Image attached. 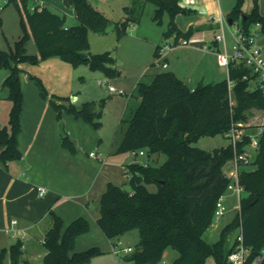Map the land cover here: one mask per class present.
<instances>
[{
	"label": "trees",
	"instance_id": "1",
	"mask_svg": "<svg viewBox=\"0 0 264 264\" xmlns=\"http://www.w3.org/2000/svg\"><path fill=\"white\" fill-rule=\"evenodd\" d=\"M179 1L132 0V5L125 8V13L131 17L112 22L93 6L92 0H65L67 5L75 8L77 19V24L67 26L66 14L49 5L35 0H8L20 14L23 33L9 52L0 51V69L10 70L4 87L8 89V99L12 103L8 125L0 128V164L7 166L22 157L18 144L24 105L20 64L36 65L48 58L59 57L73 66L89 65L111 77L117 74L113 68L116 63L113 51L91 54L89 32L105 35L112 27L119 40L132 24L140 21L146 4L153 3L157 6L155 19L168 13V30L164 35L174 37V45H178L193 35L192 28L183 32L175 22L178 14L191 13L181 8ZM245 2L237 0L228 19L233 23L240 21L237 26L245 35H249L251 27L257 23L264 32V17L256 7L252 13H245ZM2 24L0 16V27ZM31 38L37 45L38 54L27 53L26 45ZM245 76H248L247 80ZM30 78L39 86L41 95L48 98L41 79ZM254 78L243 63H233L227 79L199 84L194 89L170 71L156 74L150 84H138L140 104L129 120L119 124L118 132H122V137L116 153L147 150L149 158L164 154L166 161L161 165L155 164L158 159L126 165L130 189L108 183L100 199L97 220L98 227L113 244L133 230L139 232L140 242L127 256L129 262L158 264L165 251L172 249L178 256L168 264H207L210 257L216 264H230L229 256L240 245L238 238L241 237V244L249 250L245 264H254L259 257L262 260L258 264H264V126L253 162L255 169L240 170L247 164H239V182L246 195L241 197L236 217L214 243L208 241L206 234L215 222L218 201L228 191L231 179L225 168L234 160L235 151L231 144L211 151L194 146L202 137L226 136L233 124L247 120V113L252 109L264 111V94L252 85ZM230 81L233 82L231 90ZM49 102L59 119L66 112L95 128L101 124L106 105L105 100H100L78 108L69 98L62 97H51ZM250 143V137L244 135L237 152H246ZM62 147L72 154L76 152L75 143L67 133L63 136ZM151 185L156 187L155 192L148 189ZM51 220L44 240L46 255L42 264H89L102 254L97 247L74 252L77 238L90 230L86 219L78 218L65 229L63 220L55 213H51ZM234 229H238L239 234L231 245L229 236ZM23 256V243L19 240L1 250L0 264H32Z\"/></svg>",
	"mask_w": 264,
	"mask_h": 264
},
{
	"label": "crops",
	"instance_id": "2",
	"mask_svg": "<svg viewBox=\"0 0 264 264\" xmlns=\"http://www.w3.org/2000/svg\"><path fill=\"white\" fill-rule=\"evenodd\" d=\"M35 1L58 9L66 16H71L76 20L73 25L77 24L75 8L67 5L65 0ZM148 4L154 5L155 10L157 9L153 3H147L145 9ZM232 4V0L229 2L226 0H180V7L190 10L191 13L178 14L175 22L183 32L192 28L193 35L187 45H177L170 50L164 58L167 66L163 69H170V72L192 89L199 84H212L205 82L208 78H216L215 71L218 63L215 53L223 49V44L216 42V36L222 32L225 34L224 23L229 20H226L225 16L229 8L233 6ZM126 7L128 5L121 3L114 11L119 9L120 12L125 13ZM101 12L104 14L103 11ZM123 20L124 16L116 22ZM170 39L172 41L170 44H174V37ZM256 43L264 47V38L261 40L257 38ZM158 47L161 45H157L156 49ZM25 64L19 65L23 71L22 79L30 78V76L40 78L28 71ZM162 64L160 65L163 66ZM160 72L154 73L148 82L143 81L146 77L144 75L138 84L140 82L150 84L154 76ZM8 100V92L0 97V128L7 126L9 122L12 104H7ZM34 103L31 110L26 107V103L23 105L22 128L18 137L21 159L9 162L7 166L0 164V252L20 240L23 243V259L32 264H42L46 255L44 240L52 225L51 213H55L63 220L64 229L78 218H84L89 222L90 230L76 240L74 249L76 252L97 247L102 254L94 257L92 261L104 259L101 257L105 255L111 258L114 255V244L97 225L100 216V199L108 183H112L115 178L116 171L112 167L129 164L125 165L124 159L121 158H112L111 161L109 158L102 157L101 154L91 156L93 152L84 156L80 152L79 145L77 146L79 139L74 130L79 127L85 132H90L93 126L83 119H76L67 114L69 117L66 121L67 134L76 146V152L72 154L62 147V139H59L54 129L53 114H47L51 116L48 128L43 127L41 123L42 107H48V104H43V101L39 100ZM153 159L159 160V157L153 156ZM39 188L46 190L42 197L38 195ZM220 228L219 224L214 223L208 230L207 237L212 229L215 231ZM40 245L43 246L42 249ZM34 257L41 259L42 262L35 263L32 261ZM176 258L177 256L172 260ZM92 261L89 264H92Z\"/></svg>",
	"mask_w": 264,
	"mask_h": 264
},
{
	"label": "rangeland",
	"instance_id": "3",
	"mask_svg": "<svg viewBox=\"0 0 264 264\" xmlns=\"http://www.w3.org/2000/svg\"><path fill=\"white\" fill-rule=\"evenodd\" d=\"M229 2V0H226ZM231 1V0H230ZM121 3H125L128 6L132 5V0H92L94 7L99 8L104 14L112 21L116 22L121 17L124 19L131 17L129 13H122L119 9ZM232 7L226 12L225 19H228V13L235 7L237 0H232ZM2 10L0 16L2 17L3 24L0 27V51L9 52L19 37L22 35V28L20 24V14L13 4H8V0H0ZM258 9V13L264 17V0H246L243 5V11L245 13H252L254 8ZM55 11L58 9L52 8ZM113 9V10H112ZM118 17V18H117ZM225 20V21H226ZM76 23L71 16H67L66 25L70 26ZM169 15L164 12L158 20L155 19V6L148 4L145 11L140 17V21L134 23L129 27V30L119 40L112 27L105 35H99L92 31L89 32V52L91 54H102L105 52L113 51V56L116 59V63L113 68H116L117 74L107 77L102 70H93L89 65L73 66L61 60L59 57H51L39 64L31 65L26 63L25 67L28 71L34 73L40 77L45 90L47 91L48 98H44L41 95L39 86L31 78H23L22 86L24 93V103L26 107L31 110L34 107L36 101H43V104H48V107H42L41 123L43 127H49L51 123V116L48 113L53 114L55 127L59 139H63L61 133V124L65 126V132L67 133L66 121L69 120L68 113L63 112L62 118L59 119L56 110L50 104L51 97L69 98L70 102L76 107L80 108L83 104L89 102H99L105 100L106 105L102 112L101 124L98 127L90 129V132H85L84 129L77 127L75 135L79 139V149L84 156H88L90 152L94 154H101L106 159L121 158L124 159V164L131 163H144L149 161L147 150H138V154L134 152H128L125 154L116 153L117 145L122 137V132H118L119 124L122 120H129L132 114L136 111L140 104V98L138 95V82L146 75L143 81L148 82L149 78L156 72L170 71V69H163L164 66L159 65L158 62L166 63L164 58L169 54L170 50H165V53L161 54V48L169 46L172 41L170 38H166L164 33L168 30ZM240 21H236L233 25H229L226 21L225 35L226 43L229 49L235 44V36L232 35L236 31L237 25ZM259 30L258 40L264 38V32L261 28L258 29L256 25L251 27V31ZM161 45L157 50L156 46ZM224 49V47L222 46ZM27 53L30 55L38 54V48L35 41L31 38L26 45ZM222 49V50H223ZM216 78H208L205 83L220 82L228 78V69L222 68L216 65ZM10 70L7 68L0 69V97L8 92V89L4 87V81L9 76ZM218 75V76H217ZM109 87L115 88L119 92L124 94H113L109 91ZM9 94V92H8ZM26 98V99H25ZM232 102L234 103V96L232 95ZM11 105V101H6ZM24 107V106H23ZM68 119V120H67ZM50 122V123H49ZM241 124L240 129L243 133H249L256 135L259 132L260 127L264 126V111L252 109L247 113V120ZM47 127V128H48ZM52 130V137H53ZM77 143V142H76ZM230 144V139L224 135H217L214 137H202L194 146L206 151H211L217 148L226 147ZM247 154L250 164L241 167L246 170H254L255 166L253 162L256 158V149L251 144L246 146ZM140 151L145 152V155H140ZM152 160V157H151ZM166 161L164 154L159 155V161L155 164L161 165ZM115 169V178L112 181L113 184L129 190V179L125 173V166H113ZM235 169V162L232 160L226 165V174ZM151 192L156 191V187L151 185L148 187ZM230 191H227L224 196V206L226 208L225 214L214 223L221 226L220 229L211 231L208 234V241L214 243L220 240L222 230L236 217L238 213V198ZM245 192L242 196H245ZM239 234L238 229H234L229 236V243L232 245ZM42 237V236H40ZM41 239V238H39ZM122 242L123 247H132L136 249L140 242L139 232L133 230L126 235L116 239ZM41 241V240H40ZM39 244V243H38ZM43 246L40 245V249ZM86 251V250H85ZM76 252V250H74ZM82 252V251H81ZM111 256L110 254H107ZM122 255V254H121ZM178 256V254L168 249L165 251L162 260L158 264H166L172 259ZM99 261L94 260L92 264H118V257L112 255V257H101ZM113 258V259H112ZM35 263L42 262L41 259L33 258ZM207 264H216L215 259L210 257ZM254 264H257L256 262Z\"/></svg>",
	"mask_w": 264,
	"mask_h": 264
},
{
	"label": "built area",
	"instance_id": "4",
	"mask_svg": "<svg viewBox=\"0 0 264 264\" xmlns=\"http://www.w3.org/2000/svg\"><path fill=\"white\" fill-rule=\"evenodd\" d=\"M2 6L0 5V11L2 10ZM34 10V8H32ZM221 22V21H220ZM256 26L261 28V25L259 23L256 24ZM259 30L251 31L249 35H245L243 32H241L240 28L237 26L236 31L234 32L233 36H235L236 42L232 46V49H229L226 43V36L224 32H222L220 35L216 36V42L222 43L224 46V49L221 51H216V59L217 63L222 68H227L229 70L230 65L233 63H243L245 66H247L252 74L255 75V78L251 80V83L254 87L259 88L263 94H264V47L259 46L256 43V40L259 35ZM188 40H181L178 45H187ZM177 45L170 44L169 46H166L165 48H161V54L165 53V50H171L173 47ZM159 65L161 62H158ZM164 67L167 65L164 63L162 64ZM245 80L248 79V76L244 77ZM230 90L233 87V82H229ZM109 91L113 94H124L123 92L117 91L113 87H109ZM241 124H233L230 131L226 134L227 138L230 139V144L233 147L235 151V169H233L228 177L231 179L230 184L228 185V191L232 192L239 200L238 209L240 208V200L242 197V193L244 192V188L240 185L239 182V164H248L249 163V157L247 154V151L244 153H238L237 152V146L240 141H242L244 135H248L251 139V145L255 149L258 148V142H259V136L263 134V127H260L259 132L254 136L251 134L243 133L240 129ZM135 155L138 154V152H134ZM91 156H96L94 153L90 154ZM140 155H145V152L140 151ZM46 193V190L44 188L38 189V195L44 196ZM224 196L220 198V200L217 203V210L215 213V220H219L220 217H222L225 212L226 208L224 206ZM16 223V222H14ZM238 240L240 241V245H238L235 248V251L229 256V262L230 264H245L248 256H249V250L246 249L242 244V238L239 237ZM134 252V248L132 247H123V244L121 241L117 240L116 243L113 245V254L118 257L117 263L118 264H133L129 262L126 258L127 256L131 255ZM122 254V255H121ZM263 255H264V249H263ZM262 260V257H259L256 260V263H260Z\"/></svg>",
	"mask_w": 264,
	"mask_h": 264
},
{
	"label": "water",
	"instance_id": "5",
	"mask_svg": "<svg viewBox=\"0 0 264 264\" xmlns=\"http://www.w3.org/2000/svg\"><path fill=\"white\" fill-rule=\"evenodd\" d=\"M161 1H163V0H161ZM228 23H229V25H233L234 24L232 19H229ZM61 133H62L63 136H65V130H64V125L63 124H61Z\"/></svg>",
	"mask_w": 264,
	"mask_h": 264
}]
</instances>
